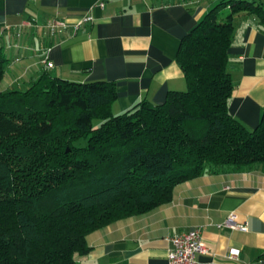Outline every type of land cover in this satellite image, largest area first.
I'll return each mask as SVG.
<instances>
[{
  "label": "trees",
  "instance_id": "obj_1",
  "mask_svg": "<svg viewBox=\"0 0 264 264\" xmlns=\"http://www.w3.org/2000/svg\"><path fill=\"white\" fill-rule=\"evenodd\" d=\"M223 6L182 38L186 90L160 105L114 115V83L47 73L26 90L0 91V264H78L90 233L169 202L186 180L253 165L264 172V114L249 130L228 112L232 19L260 10ZM7 67L0 46V82Z\"/></svg>",
  "mask_w": 264,
  "mask_h": 264
},
{
  "label": "crops",
  "instance_id": "obj_2",
  "mask_svg": "<svg viewBox=\"0 0 264 264\" xmlns=\"http://www.w3.org/2000/svg\"><path fill=\"white\" fill-rule=\"evenodd\" d=\"M222 1L220 13L236 3L260 10L235 14L227 51L234 86L228 112L252 130L264 114V0H0V46L8 63L0 91L26 90L47 73L114 83V115L142 101L160 105L170 91L186 90L176 60L182 38ZM86 16L92 20L79 24ZM196 229L207 250L195 256L196 264H264L261 167L186 180L169 202L90 233V251L75 260L168 264V238Z\"/></svg>",
  "mask_w": 264,
  "mask_h": 264
},
{
  "label": "built area",
  "instance_id": "obj_3",
  "mask_svg": "<svg viewBox=\"0 0 264 264\" xmlns=\"http://www.w3.org/2000/svg\"><path fill=\"white\" fill-rule=\"evenodd\" d=\"M91 20V17L86 16L81 19L79 24ZM47 67L51 68L52 63H47ZM231 227L236 230L246 231V227L242 225H231ZM168 241L171 244V248L167 254L168 264H196L195 256L207 253L206 248L202 244L199 229L171 236L168 238ZM233 256H235V253L231 255V257Z\"/></svg>",
  "mask_w": 264,
  "mask_h": 264
},
{
  "label": "rangeland",
  "instance_id": "obj_4",
  "mask_svg": "<svg viewBox=\"0 0 264 264\" xmlns=\"http://www.w3.org/2000/svg\"><path fill=\"white\" fill-rule=\"evenodd\" d=\"M225 10H226V9H222L221 13H224ZM225 13H226V12H225ZM84 144H85V143H84L83 140L79 141V143H78V145H81V146H83Z\"/></svg>",
  "mask_w": 264,
  "mask_h": 264
}]
</instances>
